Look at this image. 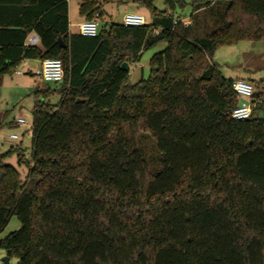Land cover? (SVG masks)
Wrapping results in <instances>:
<instances>
[{"label":"trees","instance_id":"16d2710c","mask_svg":"<svg viewBox=\"0 0 264 264\" xmlns=\"http://www.w3.org/2000/svg\"><path fill=\"white\" fill-rule=\"evenodd\" d=\"M115 1L129 0H81L79 15L101 20ZM132 1L148 25L88 38L70 32L69 0H0V81L25 61L64 68L36 91L31 147L0 154V235L21 223L0 248L17 264H264V97L254 87L252 116L235 121L234 80L212 61L264 42V0Z\"/></svg>","mask_w":264,"mask_h":264},{"label":"rangeland","instance_id":"374dc122","mask_svg":"<svg viewBox=\"0 0 264 264\" xmlns=\"http://www.w3.org/2000/svg\"><path fill=\"white\" fill-rule=\"evenodd\" d=\"M80 4L81 0L69 1L70 21L74 27L81 21L79 15ZM155 7L160 11L165 10L162 0H156ZM104 11L105 17L100 20V28H104L111 22L122 23L124 15L134 11H139L148 24L151 22L150 11L133 1H115L105 5ZM191 13V8H186L183 13H178V16L186 19L190 17ZM166 46L165 43H161L147 50L141 61L131 67L130 81L133 84L149 76L150 60L155 54L165 50ZM212 61L226 79L236 80L242 78V80H245L250 78L255 83L264 81V42H240L236 45L220 47L215 52ZM32 68L35 70L36 64H33ZM17 72H21L22 75H18ZM48 85L54 87L53 84ZM43 86L45 84L41 80L28 74L27 67L24 64L17 69L16 73L6 75L0 81V154H4L12 147L21 144L24 149L31 147L33 109L38 100H44L43 96H36V91ZM254 87L257 95L261 93L264 97V87L261 89L256 88L255 84ZM59 99L58 95H54L50 102L57 104ZM19 119H24L26 123L18 125L17 121ZM12 135H16L18 139L12 140ZM6 163L18 169L25 177L26 169L18 167L16 157L8 159ZM20 228L21 223L18 218L12 217L0 235V240ZM6 258V252L0 248V264H4ZM10 264H17V259L11 258Z\"/></svg>","mask_w":264,"mask_h":264},{"label":"built area","instance_id":"2783aa9c","mask_svg":"<svg viewBox=\"0 0 264 264\" xmlns=\"http://www.w3.org/2000/svg\"><path fill=\"white\" fill-rule=\"evenodd\" d=\"M132 1V0H129ZM122 23L125 26H144L148 25L144 16L137 13H128L124 16ZM187 26L190 23L186 22ZM100 19L96 15L95 19L92 21H84L79 25V33L83 37L95 38L100 34ZM40 44V39L35 34H30L26 41L27 47H36ZM18 75H22L21 72H17ZM33 76L41 80L45 84L58 85L63 82L64 79V68L61 60L58 59H46L40 62V66L35 69L32 73ZM232 89L238 99V106L232 113V118L235 121H244L250 119L253 110L255 108L254 104V86L245 80L238 79L234 80L232 83ZM26 121L24 119H19L17 121L18 125H24ZM12 140H17L16 135L11 136Z\"/></svg>","mask_w":264,"mask_h":264},{"label":"crops","instance_id":"0c3cea01","mask_svg":"<svg viewBox=\"0 0 264 264\" xmlns=\"http://www.w3.org/2000/svg\"><path fill=\"white\" fill-rule=\"evenodd\" d=\"M70 1V0H69ZM80 8V7H79ZM133 13H137V14H140L139 13V11H134ZM126 14H128V13H126ZM125 14V15H126ZM124 15V16H125ZM141 15V14H140ZM143 16V15H142ZM69 21H70V12H69ZM85 21V19L84 18H82L81 17V21L78 23V24H76V26L74 27L73 25H72V23H71V21H70V32L71 33H73V34H75V33H79V25L81 24V23H83ZM112 23V22H111ZM75 28H77V30H75ZM40 60H36V61H25L23 64H24V66L25 67H27V72H28V74L29 73H32L34 70H33V68H32V65L33 64H36V68L35 69H37L39 66H40ZM238 79H242V78H237L236 80H238ZM245 81H248V82H250V83H252L253 85H254V81H252L250 78H247V79H245ZM17 161V160H16Z\"/></svg>","mask_w":264,"mask_h":264},{"label":"water","instance_id":"95a60500","mask_svg":"<svg viewBox=\"0 0 264 264\" xmlns=\"http://www.w3.org/2000/svg\"><path fill=\"white\" fill-rule=\"evenodd\" d=\"M58 43H59L62 47H65V45H64L63 42H62V39H59ZM122 68H123L124 71H128V70H129V66H128L127 63H124V64L122 65ZM4 264H10V259H9V258H6V259L4 260Z\"/></svg>","mask_w":264,"mask_h":264}]
</instances>
